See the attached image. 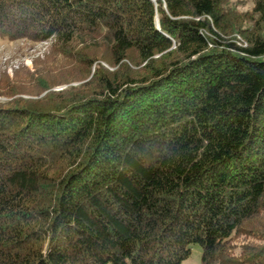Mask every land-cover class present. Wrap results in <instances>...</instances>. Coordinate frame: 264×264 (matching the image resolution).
Returning a JSON list of instances; mask_svg holds the SVG:
<instances>
[{"label":"trees","instance_id":"obj_1","mask_svg":"<svg viewBox=\"0 0 264 264\" xmlns=\"http://www.w3.org/2000/svg\"><path fill=\"white\" fill-rule=\"evenodd\" d=\"M242 1L0 0V39L52 41L0 78V264H264V0Z\"/></svg>","mask_w":264,"mask_h":264},{"label":"rangeland","instance_id":"obj_2","mask_svg":"<svg viewBox=\"0 0 264 264\" xmlns=\"http://www.w3.org/2000/svg\"><path fill=\"white\" fill-rule=\"evenodd\" d=\"M241 3L249 5L251 0H243ZM51 45L52 41L32 42L27 39L15 41L0 39V78L5 75L13 78L16 70L23 66L34 70V59L43 58L49 52ZM65 87L67 85L57 86L56 89ZM5 100H8V97L0 95V101ZM202 253L203 249L199 244L192 245L191 256L182 264H203Z\"/></svg>","mask_w":264,"mask_h":264},{"label":"water","instance_id":"obj_3","mask_svg":"<svg viewBox=\"0 0 264 264\" xmlns=\"http://www.w3.org/2000/svg\"><path fill=\"white\" fill-rule=\"evenodd\" d=\"M157 24H159L158 18H157Z\"/></svg>","mask_w":264,"mask_h":264}]
</instances>
